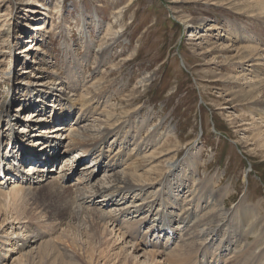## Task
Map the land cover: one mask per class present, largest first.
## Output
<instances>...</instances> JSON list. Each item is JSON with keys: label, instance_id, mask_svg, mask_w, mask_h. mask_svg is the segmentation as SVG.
Returning <instances> with one entry per match:
<instances>
[{"label": "rangeland", "instance_id": "374dc122", "mask_svg": "<svg viewBox=\"0 0 264 264\" xmlns=\"http://www.w3.org/2000/svg\"><path fill=\"white\" fill-rule=\"evenodd\" d=\"M263 49L264 0H0V180L8 181L0 187L19 183L45 199L59 186L73 197L84 177L101 183L135 167L147 183L120 202L143 201L144 210L93 231L81 208H115L96 203L106 191L76 204L67 197L81 221L34 220L41 236L23 241L6 236L0 208V264H21L22 253L23 264H41L36 252L52 238L81 264H168L206 212V191L220 196L218 217L191 264H233L240 250H264L238 222L248 206L264 217ZM84 127L109 134L96 166L100 148L86 154L70 139ZM113 161L114 170L103 165ZM161 215L177 221L158 228Z\"/></svg>", "mask_w": 264, "mask_h": 264}, {"label": "bare ground", "instance_id": "6f19581e", "mask_svg": "<svg viewBox=\"0 0 264 264\" xmlns=\"http://www.w3.org/2000/svg\"><path fill=\"white\" fill-rule=\"evenodd\" d=\"M262 53L264 54V49H263ZM255 65H257V63ZM60 117L58 118V116H54V122L52 124L58 122L59 127L63 126L62 117H61V120H60ZM81 134H83V136H81ZM81 134L79 133L78 137L74 136L75 134H72V137L70 136V139L73 140L75 146H78V149L80 151H82L83 153H86V154L88 152H90L89 154H94L93 151L96 150V148L97 149L100 148L99 153L96 154L95 157H93L94 158L93 160H95V158H97V163H95V166L97 164H100V161H98V160H100L101 156H104L106 154V151H105V153H103V155H102V152L104 150H103L102 146H100V145H102L104 142H106L105 140H107V138H108L107 136L109 134L103 135V136H101V138H96L94 135H92L93 136L92 137L91 134L87 133V128H85V127H84ZM93 146H95L93 150L86 152V150L90 149L89 147L92 148ZM20 153L22 154L23 151ZM25 153L29 154L30 152L26 151ZM79 153L81 154V152H79ZM21 154H18L17 156L19 158H21ZM79 155L77 157H79ZM43 157H48V159L53 160V154H45ZM43 157H42V159H43ZM25 160H27V157L24 159V161ZM116 162L118 164L121 163L118 161H115V162L113 161L110 164L105 162V163H103V165L106 168L111 167L114 170V166L117 164ZM86 165L87 166L85 167V170L86 169L93 170V168H92L93 166H90L89 163ZM62 172L63 171H61V173ZM87 172L88 171L83 172V175H85ZM93 172H94V170L91 171V174ZM125 173L119 172V171H114L112 173H109V175H107L106 179L100 181L101 183H97L96 181L92 183V181L90 180L91 177L88 178L87 177L88 175H87L86 176L87 178L84 177V178H82V180H80L81 183L84 184L83 185L84 188H78L79 190L77 191L76 195H74L73 197L67 196L69 199L74 200V203L76 204L78 202V200L79 201H81L82 199L84 200L87 196H91V195H95V194H101V196H102V193H100V192L106 191V194H103V196L101 198H99L96 201V203H101V202H113V203H115L114 204L115 208H113L112 210L107 211V212H104L103 210H94V209L92 210V209L88 208L87 206L81 208L80 203H79L78 207H80L82 209V211H83L82 215H84L85 217L87 216V218H89V217L92 218V221L95 222V227L94 228L91 227L90 231L98 229L100 222L103 223V221L105 223H106V221H108V223H111V225H114L116 220L118 221L117 217L121 216L123 214H126V213H127L126 215H128L130 213L132 207L135 208V210L133 211L134 213H136V210H137V212L144 210L143 207L145 205H144L143 201L140 204H136V200H135V202L131 201V204L129 206H124L123 204L125 202L120 204L121 201H125L124 199H126V198H124V197L128 196L131 192L134 191V195L132 196V198L136 196L135 195L136 192L141 191V193H142V190H139V188H137V187L142 188V187L146 186V184H147V183L143 182V180L138 175L137 167H135L133 169V171H131L129 176L124 175ZM71 175H68V176H71ZM62 177H63V175H62ZM13 178H16V179L18 178L19 182L20 181H22V182L26 181V177H21L19 173L15 174ZM9 179H11V178H7V180H9ZM27 180H28V178H27ZM4 182L5 181L0 180L1 185L4 184ZM6 182H8V181H6ZM52 185H54V184H52ZM3 187H0V208L4 212L3 213L4 219L6 221L9 220V223L7 224L9 226V232L6 235L8 237L21 238V240L23 241V240L28 239V237H30L32 234L36 235V236H41V234H38L35 231L37 226L33 223L34 220L35 221H39L40 219L45 220L43 222L44 225H51L54 222V219L55 220L59 219L60 223H63L65 220H67L68 221L67 225L69 227H73L74 221H77V220L81 221V218L78 216V212H75V210H73V209L71 211L69 210V206H70L71 202L66 197L67 189H65V188L63 190H61L59 186L55 187V186L50 185L49 187L46 188L47 189L46 192H47L48 196H47V198L43 199L36 192V188L34 190H30V188H32V187L27 189L26 187L22 186V184H19V183L12 185L9 189H6V190ZM68 190H69V188H68ZM205 195L208 197V198L205 197V201H204V202H206V207H205L206 212L204 213V215L202 216V218L199 221H196L195 224L192 223L194 225V227L191 229V231L189 230L190 232L186 235L188 237L185 240H183L184 241L183 246H180V250H174V253L170 254L168 256V258L166 259L168 264H191V261L193 258V253H195L196 251L199 252V249H200L199 248V245H200L199 240L204 236V234H205V236H209L214 232V223L216 222L217 217H218V214L216 212V210H217L216 206H218L220 204V198H219L220 196L218 194L212 193V191H209V192L206 191ZM120 196H123V197H121V200L119 201L118 197H120ZM138 196H139V194H137V197ZM155 196L156 195L151 196L154 199L153 202L155 201ZM143 199H146V197H144ZM170 199H171V196H169V198H168V196H165V195L162 197L159 196V200H162V201L164 200L165 203H168V201H170ZM210 200H213V202H210ZM146 204L149 208L145 209V210L147 212H151L152 206H151L150 202H147ZM116 206H119L121 208H116ZM126 207H129L130 210L126 211L125 210ZM153 210L154 209H152V211ZM247 210L248 211H246L242 215H240L238 222L240 223L242 230H243V228H245L247 231V235L245 236V238L248 235H251L252 237L255 238L254 242H255L256 246H262L264 244V237H263L264 231H263V226L260 223V221H262V220L264 221V217L263 218L259 217L260 212L255 214L254 213L255 211L251 206H248ZM189 216H190V214H188L187 216H183V218L179 221V223L181 224V223H184L185 221H188L187 218H190ZM146 217H148V216L147 215L144 216V219L147 221H149L151 219V218H146ZM115 218H116V220H115ZM228 218H230L231 221L234 220L233 214L232 215L230 214ZM25 221H27L29 223L24 224ZM153 221L156 222L157 220H153ZM153 221H152V223H153ZM176 221L177 220H176V217H174V215L168 216L167 218H165L164 215H161L160 219L158 220V224H157V222L154 224L155 225L157 224L158 228L160 225H161L160 227L166 226L168 228L169 224H173ZM88 222L89 221H85L84 224L85 223L87 224ZM187 226H188V222H187V225L185 224L186 228H187ZM131 230H133L132 234L130 232ZM242 230H239V232L238 233L236 232V234L237 235L241 234ZM126 233L131 237H132V235H137V231L134 229H128V231ZM192 234H193V236L191 237ZM213 235H215V234H213ZM93 236H98V232L94 233ZM214 237H212V239H214ZM146 238L144 237V239H146ZM200 242H202V241H200ZM41 243H43V241ZM229 243H230V241H229ZM243 251L244 250H240V252H242L240 254L237 252L239 255L238 254L235 255V258L232 261L233 264H259L260 262L261 263L264 262V250H261L260 252L256 253V255H254L253 249L252 250L249 249V251H247V252H245V251L243 252ZM36 253L38 254V257L40 258L41 264H48L49 261H52L55 264H81V263H79L78 259L75 257V255L72 252H70L68 249H63L62 247H60L59 244L57 243V241H55V239H53V238L48 240L47 242H44L42 247L39 250H37ZM151 253H152L151 254L152 260L155 261L157 254H159L161 252L156 250V251H153ZM28 257L29 256L27 254L22 253L21 255H19L18 260L21 264H23L24 260L27 262L29 261ZM166 260H165V262H166ZM243 260L245 262H242ZM163 262H164V259H163Z\"/></svg>", "mask_w": 264, "mask_h": 264}]
</instances>
